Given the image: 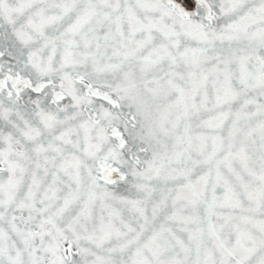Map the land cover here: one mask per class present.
<instances>
[{
	"label": "snow or ice",
	"instance_id": "snow-or-ice-1",
	"mask_svg": "<svg viewBox=\"0 0 264 264\" xmlns=\"http://www.w3.org/2000/svg\"><path fill=\"white\" fill-rule=\"evenodd\" d=\"M0 264H264V0H0Z\"/></svg>",
	"mask_w": 264,
	"mask_h": 264
}]
</instances>
